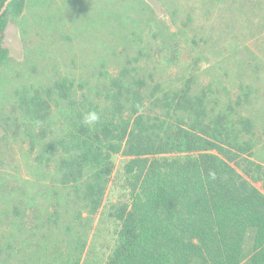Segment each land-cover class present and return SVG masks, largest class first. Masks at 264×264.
I'll return each instance as SVG.
<instances>
[{
  "label": "rangeland",
  "instance_id": "obj_1",
  "mask_svg": "<svg viewBox=\"0 0 264 264\" xmlns=\"http://www.w3.org/2000/svg\"><path fill=\"white\" fill-rule=\"evenodd\" d=\"M4 45L0 120L10 118L6 131L0 127V264H101L110 254L119 228L113 206L128 198L123 156H114L102 205L88 216L61 183L54 151L77 110L113 115L116 79L140 85L153 116L164 93L187 79L218 107L247 87L240 113L253 122L255 147L243 164L264 167V0H26ZM63 76L74 90L54 96L46 122L12 111L14 89H41Z\"/></svg>",
  "mask_w": 264,
  "mask_h": 264
},
{
  "label": "trees",
  "instance_id": "obj_2",
  "mask_svg": "<svg viewBox=\"0 0 264 264\" xmlns=\"http://www.w3.org/2000/svg\"><path fill=\"white\" fill-rule=\"evenodd\" d=\"M6 1L0 0V9ZM25 2L10 0L0 14V68L10 60L7 25L17 21ZM191 20L187 14L183 25ZM191 81L166 91L153 116L143 109L140 85L116 79L113 115L89 126L77 110L57 141L60 181L88 216L102 205L114 156L124 158L119 173L128 198L113 206L117 238L101 264H264V167L243 164L255 147L253 122L240 113L251 91L240 87L218 107ZM73 90L67 76L41 89L16 88L12 111L23 121L46 122L54 96L64 100ZM125 105L127 116L119 118ZM9 118L0 120L4 131Z\"/></svg>",
  "mask_w": 264,
  "mask_h": 264
},
{
  "label": "clouds",
  "instance_id": "obj_3",
  "mask_svg": "<svg viewBox=\"0 0 264 264\" xmlns=\"http://www.w3.org/2000/svg\"><path fill=\"white\" fill-rule=\"evenodd\" d=\"M99 114L95 111H89L88 113H86L83 117V122L86 125H94L96 122H98L99 120ZM213 178H214V174H213Z\"/></svg>",
  "mask_w": 264,
  "mask_h": 264
},
{
  "label": "water",
  "instance_id": "obj_4",
  "mask_svg": "<svg viewBox=\"0 0 264 264\" xmlns=\"http://www.w3.org/2000/svg\"><path fill=\"white\" fill-rule=\"evenodd\" d=\"M9 1H10V0H7V1L4 3V5L1 7V9H0V14L5 10L6 5H7V3H8Z\"/></svg>",
  "mask_w": 264,
  "mask_h": 264
}]
</instances>
